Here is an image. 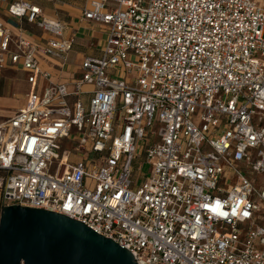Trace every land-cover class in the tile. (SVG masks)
Instances as JSON below:
<instances>
[{"label": "built area", "instance_id": "1", "mask_svg": "<svg viewBox=\"0 0 264 264\" xmlns=\"http://www.w3.org/2000/svg\"><path fill=\"white\" fill-rule=\"evenodd\" d=\"M2 1L48 39L0 20V69L31 86L0 123V218L16 205L65 215L138 264H264V189L248 177L264 175V0H88L107 42L70 83L40 66L73 50L64 23Z\"/></svg>", "mask_w": 264, "mask_h": 264}, {"label": "water", "instance_id": "2", "mask_svg": "<svg viewBox=\"0 0 264 264\" xmlns=\"http://www.w3.org/2000/svg\"><path fill=\"white\" fill-rule=\"evenodd\" d=\"M0 264H138L134 255L84 223L54 212L3 207Z\"/></svg>", "mask_w": 264, "mask_h": 264}, {"label": "crops", "instance_id": "3", "mask_svg": "<svg viewBox=\"0 0 264 264\" xmlns=\"http://www.w3.org/2000/svg\"><path fill=\"white\" fill-rule=\"evenodd\" d=\"M14 1L16 0H9V2ZM27 1L40 6L47 17L63 22L66 26L65 36L74 38V48L65 61L40 56L42 70L51 74L53 83H70L79 78L82 74V65L88 57H101L108 37L107 31L102 26L84 18L83 13L89 5L88 0H57L55 3L49 0ZM8 7L9 3L0 0V20L6 24L16 38L34 42H44L48 39L45 33L26 21L20 22L10 18ZM17 73L24 74V78L19 82L16 77ZM28 77L29 74L21 67L9 66L0 69V78L3 79L0 81V112L9 111L7 120L23 109L27 103V95L31 89ZM48 85V81L40 79L38 92L43 94ZM16 96L21 99L15 101Z\"/></svg>", "mask_w": 264, "mask_h": 264}, {"label": "rangeland", "instance_id": "4", "mask_svg": "<svg viewBox=\"0 0 264 264\" xmlns=\"http://www.w3.org/2000/svg\"><path fill=\"white\" fill-rule=\"evenodd\" d=\"M86 50H87V48H86ZM16 77H17V80H18V82L19 81H21V79L22 78H24V74L23 73H17L16 74ZM1 80H3V79H1L0 78V81ZM21 98H19V97H14V100L15 101H18V100H20ZM8 115H9V111H7V112H0V123L1 122H3V121H6L7 120V117H8ZM157 129V128H156ZM155 129V130H156ZM145 162V160H144V158L142 159V158H138L137 159V161H136V163L134 164V171H135V176L136 177H140V178H138L137 179V182H138V185L139 184H141L142 182H143V177H145L144 176V174L145 175H147L148 174V170H149V167L146 165V164H141V163H144ZM248 172V171H247ZM248 177L253 181V182H255V184H256V189L258 190V191H262L263 189H264V175L262 176V175H257V174H255V173H250V172H248ZM91 188H95V184H93L92 182H91V186H90ZM260 203V205L262 206V209H263V214H264V203L263 202H259Z\"/></svg>", "mask_w": 264, "mask_h": 264}, {"label": "clouds", "instance_id": "5", "mask_svg": "<svg viewBox=\"0 0 264 264\" xmlns=\"http://www.w3.org/2000/svg\"><path fill=\"white\" fill-rule=\"evenodd\" d=\"M220 207H221V205H220V203L218 202V203L215 205V207L212 209V211H213V212H219ZM233 211H235V210H233ZM220 215H221V216H224V215H226V213H224V212H220Z\"/></svg>", "mask_w": 264, "mask_h": 264}, {"label": "snow or ice", "instance_id": "6", "mask_svg": "<svg viewBox=\"0 0 264 264\" xmlns=\"http://www.w3.org/2000/svg\"><path fill=\"white\" fill-rule=\"evenodd\" d=\"M245 215H247V213H245Z\"/></svg>", "mask_w": 264, "mask_h": 264}]
</instances>
